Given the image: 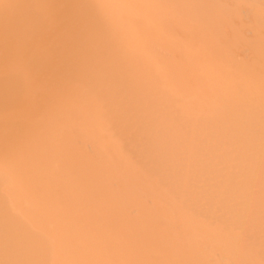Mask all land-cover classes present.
<instances>
[{
	"label": "bare ground",
	"instance_id": "6f19581e",
	"mask_svg": "<svg viewBox=\"0 0 264 264\" xmlns=\"http://www.w3.org/2000/svg\"><path fill=\"white\" fill-rule=\"evenodd\" d=\"M0 264H264V0H0Z\"/></svg>",
	"mask_w": 264,
	"mask_h": 264
}]
</instances>
